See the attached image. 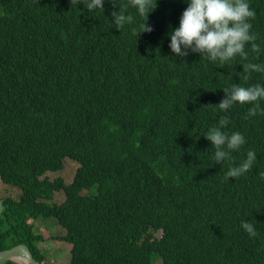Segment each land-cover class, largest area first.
Returning a JSON list of instances; mask_svg holds the SVG:
<instances>
[{"label":"trees","instance_id":"obj_1","mask_svg":"<svg viewBox=\"0 0 264 264\" xmlns=\"http://www.w3.org/2000/svg\"><path fill=\"white\" fill-rule=\"evenodd\" d=\"M248 3L262 48L248 60L264 64V0ZM186 7L157 0L153 31L137 37L143 18L129 6L133 22L117 30L109 0L91 12L71 0H0V182L16 190L0 195V250L22 243L47 264L33 221L54 217L68 264H264V116L203 106L232 83L264 85V74L245 80L238 56L221 66L173 54L167 33ZM224 114L223 130L246 140L234 163L257 153L252 171L229 180L203 136ZM65 158L78 163L72 180L49 179Z\"/></svg>","mask_w":264,"mask_h":264},{"label":"clouds","instance_id":"obj_2","mask_svg":"<svg viewBox=\"0 0 264 264\" xmlns=\"http://www.w3.org/2000/svg\"><path fill=\"white\" fill-rule=\"evenodd\" d=\"M72 3L83 4L84 8L91 12L96 9L103 10L104 0H71ZM113 8L118 11L111 12V23L117 30L126 24L133 22V16L127 14L130 6L143 18L140 29L135 34L137 37L144 32L153 31L147 24L148 16L157 7V0H127L121 4L120 0H109ZM187 7L182 11L179 18V26L170 30L167 35L170 38L169 48L179 57H187L189 51L199 53L212 63L226 65L237 56L245 61L242 69L247 80L251 73L264 74V64L254 63L248 60L249 52L259 54L262 51L261 44L257 43V34L252 32L250 21L255 19L256 13L251 8L248 0H183ZM224 98L218 104L203 105L215 106L220 112L228 113L234 104H248L251 107L245 115V119L256 115L264 116V85L253 84L247 87L239 83H232L230 87L222 88ZM230 123L227 114L221 115L217 126L208 129L203 136L211 142L214 148V163L222 165L229 162V167L224 174V179L239 178L243 174L253 170L257 161V153L253 150L246 152V158L239 164L234 163L233 152H237L246 143L245 137L238 131L227 132L223 129ZM264 179V173H260ZM240 227L249 237H256L257 230L253 223L242 220Z\"/></svg>","mask_w":264,"mask_h":264},{"label":"rangeland","instance_id":"obj_3","mask_svg":"<svg viewBox=\"0 0 264 264\" xmlns=\"http://www.w3.org/2000/svg\"><path fill=\"white\" fill-rule=\"evenodd\" d=\"M78 163L70 158L63 160V167L57 171H49L46 176L49 179L61 177L68 183L72 180ZM16 190L14 187L5 186L0 182V195L12 194ZM84 193L87 191H83ZM64 199V192L61 190L55 194L54 201L61 202ZM34 231L42 235V239L35 241L37 248L41 250L47 257V264H68L70 257L71 244L63 241L57 236L63 235L65 230L58 224L54 217H49L43 220L36 219L33 221ZM161 232H156L159 237ZM159 262V259H156Z\"/></svg>","mask_w":264,"mask_h":264},{"label":"water","instance_id":"obj_4","mask_svg":"<svg viewBox=\"0 0 264 264\" xmlns=\"http://www.w3.org/2000/svg\"><path fill=\"white\" fill-rule=\"evenodd\" d=\"M2 211L3 199L0 198V216ZM7 260L17 264H40L39 261L33 257L29 247L22 243L0 250V263Z\"/></svg>","mask_w":264,"mask_h":264},{"label":"flooded vegetation","instance_id":"obj_5","mask_svg":"<svg viewBox=\"0 0 264 264\" xmlns=\"http://www.w3.org/2000/svg\"><path fill=\"white\" fill-rule=\"evenodd\" d=\"M1 198V197H0ZM2 199V198H1Z\"/></svg>","mask_w":264,"mask_h":264}]
</instances>
